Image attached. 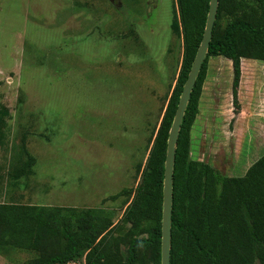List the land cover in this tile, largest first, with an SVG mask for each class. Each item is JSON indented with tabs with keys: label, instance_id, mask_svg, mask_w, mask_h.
Returning <instances> with one entry per match:
<instances>
[{
	"label": "rangeland",
	"instance_id": "374dc122",
	"mask_svg": "<svg viewBox=\"0 0 264 264\" xmlns=\"http://www.w3.org/2000/svg\"><path fill=\"white\" fill-rule=\"evenodd\" d=\"M174 0H0V203L97 208L117 221L177 76ZM189 158L240 177L264 153L262 62L209 57ZM34 163L16 172L26 160ZM120 258L125 248H119ZM37 253L0 249V264Z\"/></svg>",
	"mask_w": 264,
	"mask_h": 264
},
{
	"label": "trees",
	"instance_id": "16d2710c",
	"mask_svg": "<svg viewBox=\"0 0 264 264\" xmlns=\"http://www.w3.org/2000/svg\"><path fill=\"white\" fill-rule=\"evenodd\" d=\"M181 43L175 82L146 150L138 182L118 194L129 200L113 222L102 209L0 203V249L37 253L29 264H159L162 171L167 132L182 84L199 44L208 0H174ZM231 63V98L237 109L240 59L262 62L264 0H217L206 53L181 118L171 180L168 264H264V153L240 177L219 175L189 158V131L209 57ZM34 159L16 172L25 173ZM125 248L120 258L119 248Z\"/></svg>",
	"mask_w": 264,
	"mask_h": 264
},
{
	"label": "water",
	"instance_id": "95a60500",
	"mask_svg": "<svg viewBox=\"0 0 264 264\" xmlns=\"http://www.w3.org/2000/svg\"><path fill=\"white\" fill-rule=\"evenodd\" d=\"M217 0H208V7L204 27L199 44L190 64L186 78L182 84L174 115L169 126L165 144V154L162 171L161 214H160V246L159 264H168L170 237V206L171 180L174 157V147L184 109L186 107L192 86L204 59L206 48L211 37V30L215 18Z\"/></svg>",
	"mask_w": 264,
	"mask_h": 264
},
{
	"label": "built area",
	"instance_id": "2783aa9c",
	"mask_svg": "<svg viewBox=\"0 0 264 264\" xmlns=\"http://www.w3.org/2000/svg\"><path fill=\"white\" fill-rule=\"evenodd\" d=\"M63 264H83V259L80 258V259H77V260H73V261H67Z\"/></svg>",
	"mask_w": 264,
	"mask_h": 264
}]
</instances>
